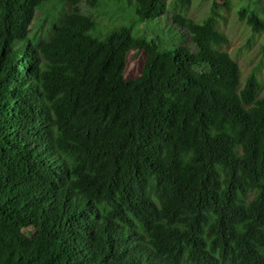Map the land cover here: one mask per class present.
I'll use <instances>...</instances> for the list:
<instances>
[{
	"label": "trees",
	"instance_id": "obj_1",
	"mask_svg": "<svg viewBox=\"0 0 264 264\" xmlns=\"http://www.w3.org/2000/svg\"><path fill=\"white\" fill-rule=\"evenodd\" d=\"M125 1L196 49L102 25L81 7L100 0H0V264H264L263 83L223 49L229 0L201 21ZM50 4L69 10L45 38Z\"/></svg>",
	"mask_w": 264,
	"mask_h": 264
},
{
	"label": "rangeland",
	"instance_id": "obj_2",
	"mask_svg": "<svg viewBox=\"0 0 264 264\" xmlns=\"http://www.w3.org/2000/svg\"><path fill=\"white\" fill-rule=\"evenodd\" d=\"M101 5L83 2V11L93 12V17L106 27H115L129 24L133 27L134 35L144 34L149 38H160L168 43L185 44L192 49L196 46L189 39L178 36L179 32H185L181 28L177 34L170 28H177V24L171 21V15L162 19H155L143 22L137 18L133 10L126 6L125 0H100ZM168 6L172 7L173 0H167ZM222 2V1H220ZM229 6H218V27L228 37V44L223 46L231 57H233L241 68L242 80L251 72H255L263 83L264 92V32H255L240 18L242 7L255 8L264 17V0H229ZM69 10V6L61 4H50L46 10L39 11L33 21L31 28L36 34L48 38L51 34L49 20L55 19L59 13ZM211 13L210 0H192L186 15L201 21ZM167 20V21H166ZM180 34V33H179ZM145 53L142 51H131L129 54V64L126 72L127 77H137L140 75L145 60Z\"/></svg>",
	"mask_w": 264,
	"mask_h": 264
}]
</instances>
